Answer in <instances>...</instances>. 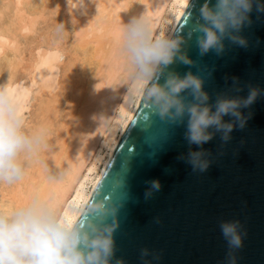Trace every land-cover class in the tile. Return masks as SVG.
<instances>
[{
    "label": "clouds",
    "instance_id": "obj_1",
    "mask_svg": "<svg viewBox=\"0 0 264 264\" xmlns=\"http://www.w3.org/2000/svg\"><path fill=\"white\" fill-rule=\"evenodd\" d=\"M254 5L257 13H264L261 0H203L195 22L183 35L157 33L144 14L130 15L121 25L120 54L128 71L130 98L143 97L161 121L183 127L188 151L177 159L192 172L208 171L212 152L204 145L217 135L221 144H227L236 129H244L252 113L243 110L264 92L249 85L246 96L233 94L242 91L234 78L233 87L217 91L213 98L205 86L214 68L205 65L207 76L197 70L200 60L189 55L190 42L194 39L199 57L210 52L220 57L230 46L247 48L243 30L252 24ZM177 64L188 70L181 73L173 67ZM49 137L46 126L26 129L19 102L9 90L0 89V182L22 180L31 162L48 149ZM145 183L148 201L162 185L159 179ZM122 206L94 202L86 214L78 215L76 209L70 217L35 190L22 205L0 210V264H126L115 255ZM219 226L228 245L225 264H237L236 253L247 229L239 220H223ZM149 255L148 248L141 250L144 264L161 258L155 253L150 260Z\"/></svg>",
    "mask_w": 264,
    "mask_h": 264
},
{
    "label": "water",
    "instance_id": "obj_2",
    "mask_svg": "<svg viewBox=\"0 0 264 264\" xmlns=\"http://www.w3.org/2000/svg\"><path fill=\"white\" fill-rule=\"evenodd\" d=\"M202 2L189 1L172 35L187 33ZM251 19L243 30L247 48L230 46L220 57L211 52L199 57L194 39L190 42L189 55L200 60L197 70L207 76L205 65L214 68L205 86L213 98L233 87L234 78L242 91L233 94L246 96L249 85L264 92V13H257L255 5ZM173 67L181 73L188 70L180 64ZM243 111L252 113L246 127L236 129L227 144H221L219 135L205 144L212 165L207 172H192L177 159L188 151L183 127L161 121L141 97L79 215L94 202L123 204L115 255L126 264H144L143 248L150 250L147 259L161 255L152 264H225L228 245L219 225L239 220L247 235L236 253L237 264H264V95ZM153 179H159L161 190L145 201V182Z\"/></svg>",
    "mask_w": 264,
    "mask_h": 264
},
{
    "label": "bare ground",
    "instance_id": "obj_3",
    "mask_svg": "<svg viewBox=\"0 0 264 264\" xmlns=\"http://www.w3.org/2000/svg\"><path fill=\"white\" fill-rule=\"evenodd\" d=\"M189 1L93 0L89 9L96 14L97 8L107 10L109 18L100 24L103 32H94L91 38L88 26L97 17L80 18L71 13L72 0L0 2V89L13 86L20 71L32 74L37 60L32 44L44 42L52 34L44 31L37 39L25 34V28L33 35L53 17L65 41L48 39L47 45L69 56L63 63L59 91L42 97L37 106L34 128H49V147L31 162L22 180L0 184V210L22 205L39 190L63 213L72 217L79 209L80 214L141 100L133 101L128 90V71L120 54L122 23L130 15L144 14L152 19L157 33L172 34ZM63 94H67V105L63 104L62 117Z\"/></svg>",
    "mask_w": 264,
    "mask_h": 264
},
{
    "label": "rangeland",
    "instance_id": "obj_4",
    "mask_svg": "<svg viewBox=\"0 0 264 264\" xmlns=\"http://www.w3.org/2000/svg\"><path fill=\"white\" fill-rule=\"evenodd\" d=\"M7 1H10V0H0V2L2 4L6 3ZM92 1L93 0H72V5H71L72 6L71 7V13L78 15L80 18H84L85 16L86 17H97L96 19L94 18L95 20H93L91 25L88 26L89 27V29H88L89 30V38H91L93 36L94 32L102 33L103 30L101 29L100 24L103 21L108 20V18H109V12L107 10L104 11L100 8L99 9L97 8V10H96L97 14L95 11L90 10L89 7H90V4ZM7 11H9L8 12L9 14L11 13V9H8ZM60 14H62L60 11L57 12L58 19L61 17ZM120 14H122V10H120ZM52 18H50V20L48 19L50 22L45 23V25L43 22L42 24L44 26L42 24L40 26H38V29H40V31L39 30L37 31L38 34L36 32V33H32L33 35H31V33L28 32V29L25 28V30H24L25 34L27 33L29 35V37H31V36L36 37L37 36L36 37L37 39H38V37H41L42 32H44V31H49L48 33L49 34L52 33V34H51L50 38L44 37V42L41 41V43H38V41H36L35 43L32 44V49L34 48L33 53L37 59V60H35V66L32 69V74L31 73L29 74V73L24 72V71H22V72L20 71L19 73H21V74H19V73L17 74V81L14 82L15 84H13V86H11V87L4 88V89L9 90L11 92V94L15 97V99L19 102L20 111H21L23 118H24V125H25V128L28 130L33 129L35 127L34 125H36V123L38 121V118H36L37 117L36 112H39L38 111V107H39L38 105H39L41 99L48 98V97H50V94H55V92L59 91V89H60L59 85L61 84L60 82L62 80V75H63V71H64L63 63L65 62V60L67 61L69 59L68 54H64V52L61 49L54 50V49L50 48L51 46L47 45L46 40H48V39H49L48 41L52 40L51 42H53V43L56 42L57 39H58V41H63V42L65 41V34L63 33L62 29L59 28L58 25L56 24V21H55L56 19H52ZM51 20L54 21L53 23H55V24L51 23ZM69 25H70V23H69ZM73 25H71V26H73ZM41 29H43V30H41ZM38 35H40V36H38ZM69 38H71V37L69 36ZM41 45H43L44 47H42ZM35 47H36V49H35ZM50 49H51V51H50ZM28 52H29V54H28ZM28 52H27V55H29L28 57H30V51H28ZM64 55L65 56L67 55L66 56L67 58ZM122 90L125 91L126 86H124L122 88ZM39 97H41V98H39ZM62 100H61V102H62V104H61L62 109L61 110L63 111V109L65 110L66 105H67V94L62 95ZM64 100H65V102H64ZM63 104H66V105L63 106ZM36 109H37V111H36ZM64 113L65 112L63 111V113L61 114L62 117H63ZM61 115L57 119V122H60V120L62 119ZM0 184H2V182H0Z\"/></svg>",
    "mask_w": 264,
    "mask_h": 264
}]
</instances>
